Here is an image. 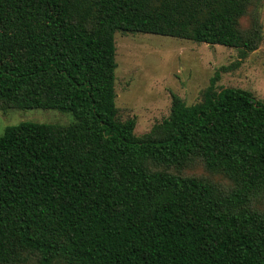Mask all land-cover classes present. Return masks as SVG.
Listing matches in <instances>:
<instances>
[{
	"label": "trees",
	"instance_id": "trees-1",
	"mask_svg": "<svg viewBox=\"0 0 264 264\" xmlns=\"http://www.w3.org/2000/svg\"><path fill=\"white\" fill-rule=\"evenodd\" d=\"M259 2L0 0V109L74 116L0 134V264H264V102L216 75L140 136L115 103V32L245 57Z\"/></svg>",
	"mask_w": 264,
	"mask_h": 264
},
{
	"label": "rangeland",
	"instance_id": "rangeland-1",
	"mask_svg": "<svg viewBox=\"0 0 264 264\" xmlns=\"http://www.w3.org/2000/svg\"><path fill=\"white\" fill-rule=\"evenodd\" d=\"M257 12L262 25L261 41L245 57H240L238 48L221 44L153 33L115 32L118 117L124 120L134 116V133L140 136L169 114L172 93L186 104L198 102L216 75V89L239 87L264 102V0H260ZM248 19H242L243 26ZM24 121L68 124L74 116L56 109H0V134L6 126ZM198 172L205 173L202 169ZM210 179L225 183L216 175ZM260 206L264 209V202Z\"/></svg>",
	"mask_w": 264,
	"mask_h": 264
}]
</instances>
